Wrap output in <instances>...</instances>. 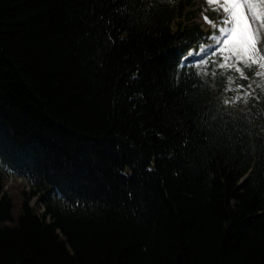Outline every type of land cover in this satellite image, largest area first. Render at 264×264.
<instances>
[{"label": "trees", "instance_id": "16d2710c", "mask_svg": "<svg viewBox=\"0 0 264 264\" xmlns=\"http://www.w3.org/2000/svg\"><path fill=\"white\" fill-rule=\"evenodd\" d=\"M191 3L0 0V264H264V106L180 68Z\"/></svg>", "mask_w": 264, "mask_h": 264}, {"label": "snow or ice", "instance_id": "6c2138e0", "mask_svg": "<svg viewBox=\"0 0 264 264\" xmlns=\"http://www.w3.org/2000/svg\"><path fill=\"white\" fill-rule=\"evenodd\" d=\"M209 3L223 5L226 15L223 17L224 23L219 27V32L224 35L223 37L213 35L212 39H219L220 44L208 45L202 51L212 52L215 47L223 55V62H217L218 66L235 69L243 79H248L245 74L246 68L252 70L258 66L264 70V0H209ZM196 63L199 64L201 61L197 60ZM183 66L184 60L180 63V67ZM255 74L264 75V71ZM229 80L231 81L232 77H229ZM235 99L238 101L240 96ZM225 103L231 101L226 100Z\"/></svg>", "mask_w": 264, "mask_h": 264}, {"label": "rangeland", "instance_id": "374dc122", "mask_svg": "<svg viewBox=\"0 0 264 264\" xmlns=\"http://www.w3.org/2000/svg\"><path fill=\"white\" fill-rule=\"evenodd\" d=\"M197 3L195 5L194 8L198 9L200 7H203L202 10H200L199 14L197 15V17L194 18L195 21H200L203 26L206 29H209L212 27L211 21H209L208 17H210V15L208 14L209 11H207L208 9H211L214 11V13L216 14L217 18H216V22L219 24L224 23L223 20L221 19V17L219 16L222 11L219 10L218 4L219 3H209V0H205V3H202V0H196ZM207 17V19L205 18ZM177 20L174 22V28H177ZM205 47H203L202 49H204ZM215 47H213V50ZM201 49V50H202ZM200 50V59H204L208 53H204L203 51ZM212 50V51H213ZM24 181L20 180V179H16V178H10L7 183H6V189L8 190V192L11 194V196L13 197L14 200V215L16 216L19 213L20 210V206L21 203L23 201L24 198ZM29 189V187H27ZM33 203L36 205V201L34 200Z\"/></svg>", "mask_w": 264, "mask_h": 264}]
</instances>
